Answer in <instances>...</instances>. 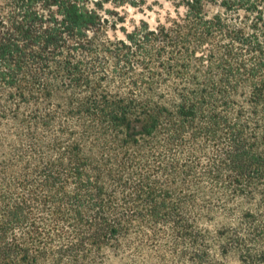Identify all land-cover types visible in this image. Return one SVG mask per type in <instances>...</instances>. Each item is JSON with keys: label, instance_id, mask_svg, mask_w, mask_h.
<instances>
[{"label": "trees", "instance_id": "obj_1", "mask_svg": "<svg viewBox=\"0 0 264 264\" xmlns=\"http://www.w3.org/2000/svg\"><path fill=\"white\" fill-rule=\"evenodd\" d=\"M143 3L0 0V264H264L261 7Z\"/></svg>", "mask_w": 264, "mask_h": 264}, {"label": "rangeland", "instance_id": "obj_2", "mask_svg": "<svg viewBox=\"0 0 264 264\" xmlns=\"http://www.w3.org/2000/svg\"><path fill=\"white\" fill-rule=\"evenodd\" d=\"M176 0H144V3L139 6H131L128 4L113 6L112 4H106V7L114 9L118 14V17H121L123 22H119L117 27L123 26L127 30H131L133 25L139 23V21H146L150 27H154L157 23H163L166 21L167 17L175 16L174 3ZM262 10V16L264 19V0H255ZM209 14L215 13L222 10L218 3H212L206 7ZM183 8H179V12H183ZM237 14L242 17L244 15H253L246 14L242 9H239ZM116 34L119 37H122L121 31L118 29Z\"/></svg>", "mask_w": 264, "mask_h": 264}]
</instances>
